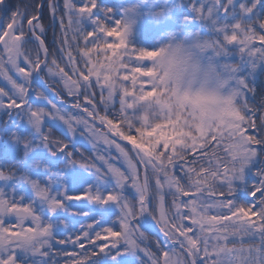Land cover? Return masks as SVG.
Listing matches in <instances>:
<instances>
[{"label":"snow or ice","instance_id":"6c2138e0","mask_svg":"<svg viewBox=\"0 0 264 264\" xmlns=\"http://www.w3.org/2000/svg\"><path fill=\"white\" fill-rule=\"evenodd\" d=\"M262 2L191 0L204 52L240 56L224 115L145 116L161 48L98 0H0V264H264Z\"/></svg>","mask_w":264,"mask_h":264},{"label":"clouds","instance_id":"9594fccd","mask_svg":"<svg viewBox=\"0 0 264 264\" xmlns=\"http://www.w3.org/2000/svg\"><path fill=\"white\" fill-rule=\"evenodd\" d=\"M160 48L155 60L157 86L162 82L167 92L139 101L143 115L159 114L162 106H175L178 101L209 115H224L230 91L223 65L205 60L204 48L198 42L176 39Z\"/></svg>","mask_w":264,"mask_h":264},{"label":"rangeland","instance_id":"374dc122","mask_svg":"<svg viewBox=\"0 0 264 264\" xmlns=\"http://www.w3.org/2000/svg\"><path fill=\"white\" fill-rule=\"evenodd\" d=\"M188 0H121L123 10V21L128 27V42L133 46V39L139 38L143 32L154 34L156 38L151 43L146 44L142 49H159L163 44L174 41L176 39H185L189 42L203 41L202 35L198 31V25L189 22L187 29L182 32L181 29L174 26L178 17L179 8L186 7ZM189 5V4H188ZM184 8V7H183ZM181 11V9H180ZM185 11V9L183 10ZM162 25H168L162 26ZM145 39V37H143ZM148 46V47H146ZM205 60L211 61L218 65L217 57L211 50L203 54ZM260 67L257 65L256 71ZM243 71L246 69L242 66ZM2 84V81H0ZM5 116L2 117L4 119ZM7 118V116H6ZM115 154V152H113Z\"/></svg>","mask_w":264,"mask_h":264},{"label":"trees","instance_id":"16d2710c","mask_svg":"<svg viewBox=\"0 0 264 264\" xmlns=\"http://www.w3.org/2000/svg\"><path fill=\"white\" fill-rule=\"evenodd\" d=\"M113 1V0H112ZM197 2H199V0H197ZM222 2H226V0H222ZM241 2H244L246 4H252L253 0H236V6H238ZM59 3L62 5L63 0H59ZM187 6L185 8V11L180 9L177 12V19L176 22L174 23V26L178 27L179 29L183 31H185V29H187V25L189 24V22L193 21V23H195L196 25H198V31L200 33V35H202L203 39L208 38L210 36V27L205 23L202 22L200 20L197 19H193L192 17V10L190 7V3L191 0L187 1ZM98 9H111L112 10V18L113 19H118L121 20L123 19V10L122 7H114L112 6L111 2L109 0H98ZM255 18H259L261 20H264V2L260 3L257 5L256 7V11H255ZM45 24H47L49 22V16L47 11L45 12ZM162 26H167L168 25H162ZM188 30V29H187ZM258 31H264V30H259ZM145 37V39L143 38ZM154 36L150 35L149 32L148 33H142L140 34L139 38H135L133 39V46L134 47H138L139 46H144L146 44L151 43L152 39L154 40ZM51 39V33H49V40ZM257 44L259 45V42H257ZM148 47V46H146ZM217 60L219 63H221L222 65L224 64H240V56L238 54V52L235 49H230V54L220 58L217 57ZM244 68L246 69V71L244 72V75L247 76L249 83L251 85V87L253 88L254 91H259V87L261 84H264V63L260 64V67L258 68V70L256 71L254 68L252 70H248V66L245 64L243 65Z\"/></svg>","mask_w":264,"mask_h":264}]
</instances>
